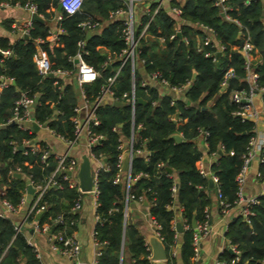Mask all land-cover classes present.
<instances>
[{
    "label": "trees",
    "instance_id": "1",
    "mask_svg": "<svg viewBox=\"0 0 264 264\" xmlns=\"http://www.w3.org/2000/svg\"><path fill=\"white\" fill-rule=\"evenodd\" d=\"M1 1V0H0ZM23 5L30 2L35 12L44 22H32L26 38L20 37L9 43L6 37H0V76L9 82L0 89V197L16 204L25 185L24 177L34 182H42L54 168L53 156L46 158V165L40 162V151L46 149L44 142L35 140L31 129L21 130L15 124H6L11 115L14 100L20 92L35 96L33 119L59 133L63 137L72 135L68 117L75 105V95L71 84H59L55 77H40L32 62L36 48L46 52L50 67L73 70L69 57L76 51L81 52L82 60L98 73V77L81 86L85 99L92 101L104 85L105 78L119 65L117 54L123 47L120 38L118 19H112L86 37V31L79 26L82 21L106 19L109 11L120 5L118 0H83L80 10L66 16L57 11V0H5ZM171 5L180 10L178 17L159 10L148 27V36L141 40L138 56L144 59V70L148 73L158 70L161 77L171 85H180L189 81L186 90L170 103L167 95L157 96L152 88L144 91L139 85L140 78L131 71L129 63L121 66L109 89L119 105L102 103L96 109L99 124L94 130L103 135L100 143L91 148L93 155L104 160L96 174L97 195L95 215L97 221L93 227V237L98 245L95 264H151L147 259L148 251L142 234L125 217L126 208L131 201H144L148 216L158 226L156 231L165 250V264H174L169 257L171 247L177 243V233L173 229L176 209L179 207L181 227L179 257L182 264H190L192 257L191 222L204 219V210L210 200L207 195L206 179L198 174L195 162L200 150L195 144L198 130L205 131L207 153H216L211 166L217 176L220 197L231 203L235 198V176L239 172L248 139L253 135V123L241 119L234 112L240 108L230 100L232 91L247 90L244 61L238 48L247 37L253 50L259 54L258 62H251V69L257 74L258 88H264V0H226L228 9L225 19L212 0H184L179 6L174 0ZM61 14L56 26L62 30L53 42L46 41L47 22L55 13ZM177 25L180 37L174 31ZM205 26L213 32L214 40L222 46L220 52L211 53V44L200 42ZM173 33V38L168 36ZM151 37H162L164 47L155 49ZM40 39L41 42H37ZM78 41L82 46L78 47ZM108 48L114 57L110 68L103 66L104 54L98 48ZM205 54H208L205 56ZM231 69L232 76L223 81L224 74ZM193 75V76H192ZM135 99L131 108L129 98L131 85ZM125 96L122 97V95ZM264 108V92L260 95ZM155 104H151V101ZM188 102V103H187ZM53 109L58 111L53 113ZM177 114L184 119L175 126L169 115ZM140 125L137 129L136 126ZM115 127L116 130H113ZM133 129V131H132ZM133 132V148H145L147 154L135 155L129 165L130 181L114 184L113 178L118 172L116 156L119 152L118 137H129ZM180 133L181 142H175L171 135ZM23 140L34 142L39 150L31 153ZM142 143L143 146H142ZM15 146V149H12ZM220 150V154L218 151ZM257 165L258 178L264 177V152ZM18 166L22 177L16 178L8 173ZM171 169L169 176L165 168ZM137 175V177H135ZM135 177V178H134ZM134 178V180H132ZM60 188L46 189L37 205L45 203L41 213L29 216L38 224L50 221L60 214L62 222L51 225L49 231L60 230L69 236L75 229L76 213L69 211L78 195L76 189L69 188L60 177ZM176 185L172 198L170 186ZM126 195L128 196L127 201ZM35 193L33 194V197ZM32 197V198H33ZM258 203L251 207L252 214L248 222L237 216L228 224L225 236L236 251L220 254V261H229L234 256V264H261L264 261V195L257 196ZM25 231L14 233L7 219L0 218V264H41L32 246L26 242Z\"/></svg>",
    "mask_w": 264,
    "mask_h": 264
},
{
    "label": "built area",
    "instance_id": "2",
    "mask_svg": "<svg viewBox=\"0 0 264 264\" xmlns=\"http://www.w3.org/2000/svg\"><path fill=\"white\" fill-rule=\"evenodd\" d=\"M83 0H57V6H59V10L64 15L70 16L77 11L80 10L81 4ZM120 1V5L116 7L115 9L109 11L108 13V19H118L120 23L119 28V34L121 41L123 43V47L120 49L119 53L117 54V60L119 61V65L116 67V69L105 78L104 85L101 87L99 94L92 100L88 101L85 99L83 92L81 90V86L83 84L90 83L94 81L98 77V73L94 71L88 64H86L81 57V52L78 50L76 53L69 57L68 60H70L73 64V70H67V69H60L55 68L52 69L50 67L49 59L45 51L41 49H37L33 55H32V62L34 64L35 70L37 74L40 77L44 76H53L56 78H68L73 77L74 82L78 90L80 91L81 99L79 103L75 104L72 108V113L68 117V121L71 124V130L72 135L70 138L63 137L59 133H56L54 130L48 128L44 124H39L33 119V107L35 104V96L31 95L29 96L25 92H20L18 97L14 100L12 109H11V115L7 118L6 124H15L18 129L25 130V129H31L30 125L32 123H35L38 127L48 128L50 133H52L54 136H56L58 139H60L67 147V149L60 153H51L48 148L43 149L40 151V162L43 166L46 165V158L49 155L53 156V160L55 162L53 170L44 177L42 182H34L30 180L29 177L25 178V185L23 188V192L21 193L18 201L16 204L11 203L7 198H0V218L6 219L9 215H15L18 213V211L21 209V207L26 202V194H27V188L31 187L35 193V196L32 198V200L29 202L27 209L25 211L23 222L27 224V227L30 228L32 231H36L42 235H44L50 245V247L53 250L61 251L64 253V255L69 256L70 258L75 259L78 252H79V245L74 239V237L71 235L64 236L60 230H56L54 232H50L49 229L51 225L58 223L60 224L62 222L61 215H56L53 219H51L49 222H43L42 224H38L35 218H32L28 220L29 216H33L36 213H41L45 209V203H41L40 205H37L38 201L41 199L43 193L46 191V189L50 188H60V182L56 179V177H60L62 181L66 183V185L69 188L76 189L79 193H89L92 196V201L94 204V207H96V195H97V187H96V174L99 168H101L103 165H100L98 169H95L91 171V190L88 192H81L78 187V180L75 176V173L78 169V161L75 157L71 156L69 153V149L76 145L77 143L81 142L84 144L86 152L88 156L91 159H94L95 161L100 160V156L96 158L93 153L91 152V148L98 145L100 141L103 139V135L96 132L94 130V127H96L99 124V120L96 115V109L99 105L102 103H112L113 101H117L116 98L112 97V93L109 89L112 82L115 80L121 66L125 63H129L131 67V71H134V64L135 61L138 59L139 62L143 65L144 59L138 56V47L140 46V42L142 39H145L148 35V27L149 24L152 22L153 17L157 14V12L160 10L159 5L153 7L149 11L146 12L145 19L141 22L135 23L134 17H133V10H132V0H118ZM169 3L171 0H168ZM226 0H212L213 6L217 7L220 11V14L224 16L225 19H229L227 15H225V11L228 9L227 5L225 4ZM16 3V2H15ZM9 2L5 0L0 1V6H7ZM22 7L26 9L29 13L35 12V5H33L30 2H25ZM170 14L173 16L178 17L180 10L177 6L171 5L169 8ZM54 18L56 21H59L61 19V14L58 12L54 14ZM264 21V17H263ZM32 21L30 19H27L25 21H17L12 24V31L17 33L18 35H26L28 31L31 28ZM79 26H81L85 31H92L98 28L99 24L96 20H85L82 21ZM204 32V37L201 40L202 45H208L211 44L214 48V51L220 52L222 50V46H220L213 37V32L210 28H207L205 26L199 27ZM175 32H178V29L174 28ZM58 33H62V30L58 28ZM173 33L168 36V39L173 38ZM162 38V37H161ZM162 41L163 38H162ZM37 42H41L40 39L37 40ZM78 47L82 46V41H78L77 43ZM252 45L249 42L248 38L246 37L241 45L240 48H238V52L243 58L244 61V70L246 72L245 75V81L247 83V90L245 91H232L230 93V100L235 104H240V108L234 112L235 115L239 116L241 119H247L253 123V135L248 139L246 151L243 155V162L242 166L235 176V183H236V192L235 196L236 198L231 202L228 203L224 201L219 194L217 185L218 180L217 176L212 172L210 167H206L205 163L203 162L202 156L199 155L198 159L195 162V169L198 172L200 176H202L205 179H209L212 183V185L215 188L216 193V205L218 208V211L221 215H224L227 213L230 209L235 208L237 211V216L241 217V219L245 222H248V216L252 214L251 207L256 205L258 203L257 196H248L245 197L242 195V188L244 183V176L246 172V168L248 167L250 160L252 157L255 156V153H258V161H261L260 153L264 152V108L262 106V110L260 112L255 111L253 108H251V101L255 94L264 92V88H258L256 84L257 74L252 71L250 63L251 56H252ZM4 54L8 53V50L2 51ZM208 54H205L207 56ZM112 60H110L109 57L105 58L102 65L108 67L110 65ZM148 78L152 81V83L160 86L162 89H164L167 93L171 95L170 103H173L175 97H172V94H178L181 95L186 90L189 81H185L183 84L180 85H171L169 84L164 78L161 77V74L158 70H153L151 72L147 73ZM232 76V71L229 69L225 74L223 81H225L227 78ZM0 87L5 85V81H9L8 79H4L0 76ZM139 85L141 87H145L144 91H146L148 88H150L146 82L140 80ZM134 86L131 85L130 90V98L129 102L131 105V108L134 105L135 97L133 94ZM158 95V92H156ZM125 96V94L122 95V97ZM151 104H155V101H151ZM58 111H56L57 113ZM169 120L174 122L175 126H178L183 123L184 119H181L178 117L177 114H171L169 115ZM260 122L262 124L261 130H256L255 123ZM137 129L140 128V125L136 126ZM113 130H116L115 127ZM133 131V129H132ZM199 134L203 138V141L205 143V136L207 133L202 130H198ZM180 135V133H178ZM181 136V135H180ZM119 144L117 146L119 152L116 156V168L118 172L115 174L113 178V183H119L120 181H123L125 184H127L130 181L129 177V165L132 157L139 154L141 152V148H133V132H131L130 136L128 137V141L126 144H122V141L120 139V136L118 137ZM206 144V143H205ZM22 146H27L28 151L33 153L37 150H39V147L34 144V142H30L29 140H23ZM12 149H15V146H13ZM220 151V150H219ZM212 157H216V153L211 152L208 153ZM127 155V165L128 170L122 171V161L124 156ZM102 161V160H100ZM98 161V162H100ZM104 164V163H103ZM9 174L14 176L15 173H18L20 177H22V173L20 171V168L18 166L14 167L13 169H10L8 171ZM169 176L171 175V172L168 173ZM256 176L258 177L259 174L256 172ZM137 177V175L135 176ZM134 177V178H135ZM134 178L132 180H134ZM176 191V185L172 183L170 186V192L172 198L175 196ZM128 196L126 195L125 201H127ZM80 202H81V195H78L75 200L73 201L72 205L69 208V211L71 213H76L77 210L80 208ZM170 209L173 208V204L168 206ZM179 208V207H178ZM95 211V210H94ZM95 215V212H94ZM95 219L97 221V216L95 215ZM152 223V232L155 237H158V233L156 231L157 225L156 223L151 219ZM21 226V225H20ZM19 225H16L13 227L14 233L21 232V227ZM173 229L175 230V226L173 223ZM191 246H192V258H194L197 255L198 251V245L200 241L209 233L210 226L208 224V214L206 210H204V219L195 224L194 227H191ZM94 234V232H93ZM146 250L148 251L147 259L150 260V249L147 244ZM230 245V244H229ZM173 245L169 252V257H174V248ZM230 251L232 254L236 255L237 251L230 246ZM3 255V253L0 255ZM97 256V252H96ZM237 260V257L234 256L229 261H216L214 264H234ZM264 264V261L261 263Z\"/></svg>",
    "mask_w": 264,
    "mask_h": 264
},
{
    "label": "crops",
    "instance_id": "3",
    "mask_svg": "<svg viewBox=\"0 0 264 264\" xmlns=\"http://www.w3.org/2000/svg\"><path fill=\"white\" fill-rule=\"evenodd\" d=\"M179 6H181L184 0H174ZM159 5V8L165 11L167 14H170L169 8L170 3L168 0H132V10H133V17L134 22L138 23L145 19V14L147 11L152 9L153 7ZM137 8V9H136ZM57 10V9H56ZM58 11V10H57ZM30 14L26 9L22 7L19 3L8 4L7 6H0V37H6L9 43H13L23 35H18L17 33L12 31V24L17 21H25L30 19ZM39 15V14H38ZM171 15V14H170ZM41 18L42 16L39 15ZM42 22L44 19L42 18ZM110 21L108 19V15L106 19H99L98 20V28L107 24ZM56 20L54 16L47 22L48 26V35L45 37L46 41L53 42L56 38L58 33V27L56 26ZM176 23L174 28L177 29ZM98 28L92 31H86L90 34L94 31H98ZM148 36V35H147ZM146 36V37H147ZM150 39L154 42L155 49H162L164 47L163 41L161 37H151ZM39 49L38 47L36 50ZM3 50L0 49V53L2 55H6L2 52ZM98 52L101 54L106 55L105 57H109L110 60L113 61L114 57L111 55L108 48L100 47L98 48ZM259 54L256 50L252 51L251 61L258 62L259 61ZM111 61V62H112ZM110 68V65L108 66ZM134 71L139 76L140 80L146 82V84L158 92L157 96L167 95L171 97L169 93H167L164 89L160 86L152 83V81L148 78L147 72L144 70L143 65L137 59L134 64ZM49 76V75H48ZM52 77V76H50ZM56 78V77H55ZM59 80V84H71L73 87L74 95H75V104L79 103L81 99L80 91L75 85L74 78H57ZM1 82V80H0ZM9 81H5V85ZM1 89V87H0ZM178 94H172V97L175 99H183V96L179 97ZM138 99V98H136ZM135 99V101H136ZM141 99V98H140ZM188 103V102H187ZM251 108L255 111L260 112L262 110V103L260 98V93L255 94L251 101ZM33 111V110H32ZM53 113H56V109H53ZM37 126V125H36ZM256 130L262 129V124L258 121L255 123ZM31 130L35 134V140H39L44 142L45 146L51 153H60L67 149L66 145L50 133L48 128L38 127L36 130L32 129V124L30 125ZM178 134V132H177ZM120 139L122 144H126L128 141V137L120 134ZM144 143H142L143 146ZM195 144L197 148L200 150V155L202 156L203 162L205 163L206 167H210L215 162L216 157H212L207 153V146L203 141L201 135H198L195 139ZM69 153L71 156L75 157L79 163L82 161L83 157H85L88 161L89 170L91 171L98 169L100 166L98 161L103 160L100 159L95 161L91 159L85 149L83 143L79 142L73 147L69 149ZM147 154L145 148H142L141 152L137 155L144 157ZM217 156V155H216ZM258 153H255V156L251 158L248 167L246 168L245 176H244V183H243V190L242 195L245 197L248 196H259L264 195V177L262 179L256 176L257 172V165H258ZM125 157V156H124ZM126 158L127 155H126ZM77 172L75 176L77 178ZM15 177V176H14ZM20 176L18 175L19 178ZM208 179H206L207 182ZM25 182V178H24ZM5 188L4 184H0V190ZM207 195L209 197L210 203L206 207V212L208 214V224L210 226L209 233L200 241L198 245L197 255L191 259L190 264H214L216 261H220L219 256L224 251H230V245L228 243V239L225 236L226 228L228 224L231 222L232 219L237 217V211L235 208L230 209L224 215H221L218 211L216 205V193L215 188L212 186L211 188L207 185ZM34 191L27 192L26 194V202L21 207L15 215H9L6 219L10 222L12 227L16 225H21V232L25 231L26 242L32 246L36 252V257L40 261L41 264H95L96 252L98 245L94 240L93 237V227L95 225L96 219L94 215V204L92 201V196L89 193H82L81 195V202L80 208L76 212V220H75V229L72 232V236L76 240L79 245V252L75 259L70 258L69 256L64 255L61 251L53 250L46 237L36 231H32L30 228L27 227V224L23 222V217L29 202L32 200ZM1 198V197H0ZM173 207L176 209V219L173 220L174 226L176 222H179V208L176 204H173ZM172 209V208H171ZM125 217L128 218V221L132 223L142 234L145 244L148 245L149 249L150 246L147 242L148 235H154L152 232V223L151 218L148 216L147 211V204L144 201H131L127 205ZM176 232V230H175ZM181 232V231H180ZM180 232L177 233V243L174 249V264H182L180 257H179V243H180ZM151 264H165V258L163 260L153 261L151 260Z\"/></svg>",
    "mask_w": 264,
    "mask_h": 264
},
{
    "label": "water",
    "instance_id": "4",
    "mask_svg": "<svg viewBox=\"0 0 264 264\" xmlns=\"http://www.w3.org/2000/svg\"><path fill=\"white\" fill-rule=\"evenodd\" d=\"M57 10H59V6H57ZM30 20L32 22H42L43 21L42 18L36 12H32L30 14ZM85 35H86V37H88L90 35V33L86 32ZM176 35L178 37H180L179 32H176ZM23 38H26V35H23ZM136 102L144 103V101L140 98L136 99ZM111 104L112 105H119L121 103L118 101H113ZM36 128H37L36 124L32 123V129L36 130ZM171 138L177 143L183 141L182 137L177 133L172 134ZM218 154H220V151H218ZM103 163H104V160L100 161V165H103ZM121 170L122 171L128 170L126 156L123 158ZM165 170L168 173L171 172V169L168 167H166ZM14 176L18 177V173H15ZM77 180H78V187H79V190L81 192H88L91 190V173L89 170L88 161L85 157H83L82 161L78 165ZM207 185L209 188H211L213 186L209 179L207 180ZM27 192H33V189L31 187H28ZM194 225L195 224L192 221L191 227H194ZM175 230H176V232L181 231V227H180L179 222H176ZM147 242L150 246V260H153V261L163 260L165 258V250H164V247H163L161 241L157 237H155L154 235H148L147 236Z\"/></svg>",
    "mask_w": 264,
    "mask_h": 264
},
{
    "label": "rangeland",
    "instance_id": "5",
    "mask_svg": "<svg viewBox=\"0 0 264 264\" xmlns=\"http://www.w3.org/2000/svg\"><path fill=\"white\" fill-rule=\"evenodd\" d=\"M137 9V8H136ZM23 178V177H22Z\"/></svg>",
    "mask_w": 264,
    "mask_h": 264
}]
</instances>
